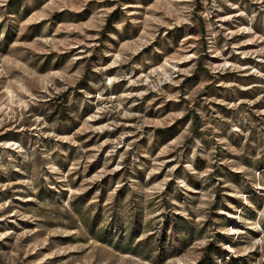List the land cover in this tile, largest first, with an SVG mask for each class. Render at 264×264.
Masks as SVG:
<instances>
[{
    "label": "rangeland",
    "instance_id": "rangeland-1",
    "mask_svg": "<svg viewBox=\"0 0 264 264\" xmlns=\"http://www.w3.org/2000/svg\"><path fill=\"white\" fill-rule=\"evenodd\" d=\"M0 264H264V0H0Z\"/></svg>",
    "mask_w": 264,
    "mask_h": 264
},
{
    "label": "trees",
    "instance_id": "trees-1",
    "mask_svg": "<svg viewBox=\"0 0 264 264\" xmlns=\"http://www.w3.org/2000/svg\"><path fill=\"white\" fill-rule=\"evenodd\" d=\"M113 23V19L110 20V25Z\"/></svg>",
    "mask_w": 264,
    "mask_h": 264
}]
</instances>
